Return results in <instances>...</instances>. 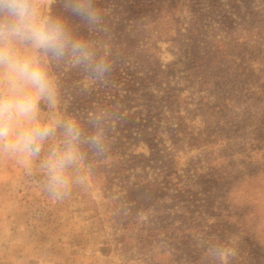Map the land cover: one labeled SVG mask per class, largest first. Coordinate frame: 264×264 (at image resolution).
<instances>
[{
  "label": "rangeland",
  "instance_id": "rangeland-1",
  "mask_svg": "<svg viewBox=\"0 0 264 264\" xmlns=\"http://www.w3.org/2000/svg\"><path fill=\"white\" fill-rule=\"evenodd\" d=\"M39 2L49 13L52 0ZM178 2L175 21L160 26L153 39L161 82L144 78L135 51L121 66L136 92L152 95L155 117L146 116L145 98L138 96L120 114L134 113V123L108 119L111 150L85 163L87 187L53 201L40 184L38 166L28 175L19 158L0 151V264H264V0H253L260 18L243 40L239 32L242 46L230 49L231 61L222 65L238 63L243 73L240 87H231L236 99L222 107L214 106L216 91L203 83L205 77L189 71L191 59L225 38L219 11L241 31L243 8L236 15L227 0H219L216 11L200 0L192 20L188 0ZM168 89L175 95L169 101ZM125 93L117 90L118 96ZM62 115L58 107H42L45 118ZM145 123L154 128L158 158L116 163L130 153L148 156L139 132ZM217 177L225 194L207 199L213 184L203 182Z\"/></svg>",
  "mask_w": 264,
  "mask_h": 264
},
{
  "label": "clouds",
  "instance_id": "clouds-1",
  "mask_svg": "<svg viewBox=\"0 0 264 264\" xmlns=\"http://www.w3.org/2000/svg\"><path fill=\"white\" fill-rule=\"evenodd\" d=\"M65 9L89 25L100 19L94 0H65ZM65 62L94 79L112 67L64 17L45 13L39 0H0V151L19 158L28 175L38 166L40 184L53 201L87 187L85 163L111 150L99 116L91 118L90 129L73 117L42 116V107L54 111L61 99L50 65Z\"/></svg>",
  "mask_w": 264,
  "mask_h": 264
},
{
  "label": "trees",
  "instance_id": "trees-1",
  "mask_svg": "<svg viewBox=\"0 0 264 264\" xmlns=\"http://www.w3.org/2000/svg\"><path fill=\"white\" fill-rule=\"evenodd\" d=\"M199 1L188 0L192 20L195 19V7L200 3ZM227 1L234 8L236 15H240L243 8V13L240 16L242 19L240 23L242 24L240 25L241 31H238V28L233 25V20L228 14L219 11L216 21L221 31L224 32L225 38L216 39L215 45L205 48L203 52L196 51L195 54L193 53L192 67L189 70L196 69L205 77L203 83L211 85L215 89V107H222L227 101L236 99L231 96V90L233 89L231 87L237 86L238 78L243 74L240 71L242 67L238 63L224 68H222V65L231 61L229 59V56L232 55L230 49L235 50L242 46L243 42H238L237 39L241 35L240 33L243 32V40L246 33L254 29L252 27L253 20L256 22V18H260L258 12L252 9L253 0ZM207 2L212 9L219 10V0H207ZM179 4L178 0H94L100 19L96 24L89 25L80 18L68 14L65 9V0H52L49 13L64 17L74 34L79 39L86 41L96 56L107 58L112 64L110 72L101 79H94L82 69L74 67L71 62L50 65L49 70L54 75L60 92L61 99L58 109L62 111V116L78 119L87 129L91 128V118L99 116L102 119L101 128L107 134L109 130L107 121L112 116L121 117L123 120L127 118L131 124L135 122L134 113L128 117H123L120 116L121 109L124 106L129 107L131 103L138 101V96H141L145 98L146 116L155 117L154 113L157 111V106L153 102L152 95L136 92L132 79L125 77L127 72L122 70L121 66L124 59L132 51H135L139 68L144 71V78L150 83L154 81L161 82L159 80H161L164 71L159 65V48L153 43V39L160 37L162 29V27L160 29V26L175 21L173 11L175 6ZM142 15H147L144 21H141ZM137 24L140 28L135 31L133 29ZM126 26H130V28L126 29ZM193 31H196V29L193 28L192 30L190 28L189 33L197 41L198 35H195ZM124 68L127 67L124 66ZM120 88H124L126 93L118 96L117 90ZM165 97L169 101L175 98V95L168 89L165 92ZM64 101L67 102L65 108L62 107ZM222 101H224V104ZM217 113L215 111V117H218ZM220 119L223 118L219 116L217 122ZM203 122L209 125L207 119H204ZM148 125L146 123L139 125L141 126L139 128L140 139L148 146V156L143 157L141 154L134 156L130 153L126 159L116 157V163H123L126 166L132 165L137 157L146 160L158 158V150L154 142V128H148ZM91 165L93 167L94 162ZM220 179L222 178L217 177L214 181L211 178V180L208 179L203 182L204 184H213V186L211 185L206 189L208 191L207 199L224 196L225 191L221 193L224 185L220 186V183H217V180Z\"/></svg>",
  "mask_w": 264,
  "mask_h": 264
}]
</instances>
